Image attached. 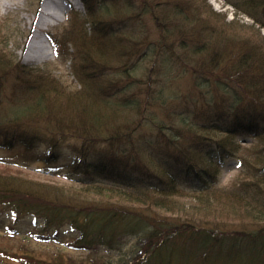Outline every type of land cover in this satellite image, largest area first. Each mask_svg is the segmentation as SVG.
I'll use <instances>...</instances> for the list:
<instances>
[{
  "label": "trees",
  "instance_id": "1",
  "mask_svg": "<svg viewBox=\"0 0 264 264\" xmlns=\"http://www.w3.org/2000/svg\"><path fill=\"white\" fill-rule=\"evenodd\" d=\"M177 1L178 7L171 6L175 7L174 10L177 13H186L189 18L196 17L195 22L190 25L197 27L201 23L203 25L208 23L210 29L215 30L213 23L206 20L207 11H201L198 0ZM261 1L263 0H239L234 5L242 10L241 12H246L250 19H253L260 27L258 29L262 30L264 4ZM168 2L170 5L172 0ZM123 3L117 2L116 5ZM165 3V0L160 1L156 6H163ZM203 3L208 6L207 0H203ZM89 10H91V16H94L91 3ZM133 11V9L130 10L129 16H119L107 22L112 25L126 18L131 23L141 22L138 28L131 29L123 35L112 32L100 44L102 46L92 45L96 49L95 51L90 50L88 57L103 61L105 69L93 62L92 66L99 70L101 80L98 78L95 80L91 92L69 94V90L74 88L70 85L73 86L74 82L69 81L65 74L64 81L67 87L61 92L53 90L45 97L35 96L33 107L28 106L26 112L17 116L13 113L5 118L8 122L0 123V136L4 137L7 147L24 146L29 151L43 149L47 153L46 161L49 162L63 160V150L67 149L76 156L77 165L71 173L65 176L61 173H53L65 178L67 182L65 190L71 191L68 193L63 191V184L54 182L46 186L44 185L46 183L38 178L26 176V171L39 175L37 170H32L28 162L0 159V220H5L13 214L12 217L15 215L13 218L17 224L33 216L42 225V233L39 235L52 230L68 229V245L73 249L91 250L92 253L88 256H78L63 250H50L51 252L46 253L49 256L37 258L35 252L25 244V246L20 244L18 249H13L15 245L11 240L16 238L6 235L0 236V264H241V262L264 264V231L220 232L214 231L209 224H205L209 219L212 221L224 219L220 217V212L216 208L208 205L210 200L222 202L228 211H231L233 217L256 215L264 218V200L260 199L264 191L256 190L257 185L264 184V126L260 127V122H264V85L262 90H258L263 96L257 101L251 96L255 88L253 82L245 78L252 66L257 64L261 71L260 80L264 84V41L260 38L262 45L259 35L253 32H249L254 37L252 39L239 38L234 35L235 29L231 25L235 22H226V29L222 26L223 31L215 37V41L211 39V32L207 25L203 26V29L197 27L201 31L202 43H196L193 41L195 39L181 41L182 48L189 46L193 53L195 50L198 53L208 51L209 45L206 42L210 40L212 41L210 52L217 50L220 46H230L235 42L240 46L232 54L231 64L222 68L226 69V77H230L235 86L236 92L233 97L227 93L224 95L227 98H211L210 95L205 98L206 86L195 80L191 74L187 75L190 84L189 92H194L196 95L199 93L201 96L196 103L209 115L218 118L217 120L208 118L206 121L208 125L199 124L195 120L202 118L194 111L192 112L193 124L200 135L214 136L223 145L221 149L212 150L207 156L201 157L200 154L194 152L192 141L188 140L182 144L176 140L175 136L168 135V126L148 123L152 124L154 129L146 132L149 131V126H146L148 124L144 125L145 127L137 126L138 122H131L128 116H121L123 118L117 119L116 116H112V112L104 105L105 103L99 101L102 97V89L108 85L119 84L122 80L125 81V83L121 82L122 88L129 90L132 95L138 93L130 89L128 83L137 87L142 94L155 93L157 96L151 101L154 106V103L157 100L161 101L162 98L158 93L159 90L155 89L149 79L146 83L138 82L137 72L141 68L149 67L147 73L150 74L152 68L156 69V62L161 58L163 51L169 50L171 53L168 56L172 59L185 60L189 57V48L183 53L185 56L171 50L175 45L172 39L176 33L167 32L162 28L157 31L154 38H151V34L146 32L151 28L138 15L136 18ZM154 15L157 14L154 12ZM182 21L186 22V18ZM169 25L178 33L181 31L177 28L176 21ZM203 34L205 36H202ZM80 38L85 39L86 37ZM89 38L92 43L97 42L95 37ZM115 48L119 50L114 52ZM160 48L163 49L161 53ZM8 51L5 49V52ZM107 51L110 54L105 56ZM5 52L2 53V63L7 60ZM111 56L117 58V63L111 64L105 60ZM125 56L126 59H124ZM194 56L191 57L194 58ZM216 56L210 54V60ZM13 61L15 59L12 57L10 66L15 69L16 65ZM130 63L133 66L131 69H129ZM11 70L3 72L4 75H8L7 77L0 78L1 96L7 86L5 85L6 80L14 76ZM26 73L28 74L24 72L23 75L25 76ZM119 75L121 77L118 78ZM34 78H36L35 75ZM32 83L37 82L33 81L30 84ZM26 100L27 98H24L21 101L25 103ZM158 103L155 104L156 107L164 104L163 99ZM181 104L185 107L189 103L183 101ZM242 107L243 109L254 107L257 110L240 113ZM49 108L51 113H45ZM45 114L48 115L46 121L42 124H40L41 121L38 123L37 115L43 117ZM124 118L126 121L120 123ZM172 119H175V124L179 122L174 116ZM114 122L117 126L111 125ZM50 123H58L59 127L54 128L62 133L53 134V130L49 128ZM62 126L67 127L66 132L60 131L64 129ZM121 126H125L124 131H121ZM132 127L134 128L130 130ZM140 127H144V132L139 131ZM32 128H40L44 134L41 137L30 136L28 132ZM237 130L240 133L247 132L254 135V143L246 145L236 143L234 133ZM200 131L209 133L205 134ZM108 132L111 134L105 135ZM118 133L121 137L117 136ZM215 133L222 134L224 140H220L221 136ZM79 134H81L79 140L72 139ZM228 156L241 159L242 164L250 169L246 177L240 180L233 190L226 191L227 195L233 194L234 196H220L221 192L217 188L201 189L193 193L181 191L170 196H157L156 202L153 196H134L127 194L124 189L102 185L117 186L119 181L135 179L133 177L124 179L128 175L137 174L141 175L140 178L149 181L151 179L161 180L165 174L163 167L167 172L169 171L168 176H165L166 180L169 179L170 172L174 175L176 167H182V171H194L196 175L199 173L206 176L218 166L216 158L224 159ZM213 160L215 166L212 167ZM206 161L210 164L209 169L204 168ZM79 168L82 170L84 168V170L80 171ZM120 169L122 172L116 173ZM94 170L104 173L100 174ZM254 177L259 180L257 185L252 180ZM178 178L171 180L170 184L176 183ZM196 180L198 186H204L208 179ZM36 185L41 186L36 187ZM48 189L52 190L54 196L49 195V191H45ZM167 197L170 199L166 200ZM188 197H190V202H187ZM106 199L112 201V204L105 202ZM164 214L194 219L182 222L172 216L167 218ZM233 217H228V219ZM133 238L136 239L133 240Z\"/></svg>",
  "mask_w": 264,
  "mask_h": 264
},
{
  "label": "bare ground",
  "instance_id": "2",
  "mask_svg": "<svg viewBox=\"0 0 264 264\" xmlns=\"http://www.w3.org/2000/svg\"><path fill=\"white\" fill-rule=\"evenodd\" d=\"M153 1L154 0H44L41 4L42 8L38 13L39 20L35 22L31 40L27 46L28 52L24 60L28 63L35 62V60L40 59L38 57L42 58L44 56L47 57V54H53L54 48L55 51L61 48V51H59V53L56 51V60H52L51 63L46 62L41 67L28 66L22 61V57L17 58L16 56H13V59H15L13 64L16 65L15 69L10 66L12 64V59L9 62L2 63L0 61V78L7 77L8 75H4L3 72H9V70H11L10 68H13L11 71L14 72L13 78L6 80L5 85L7 86L3 90L2 96L0 94V123L8 122L5 121V118L13 113L17 116L26 112L28 106L33 107V99L35 96L42 98L50 91L54 90L61 92L66 88L67 84L64 81L66 72L62 70V67L67 66L68 63H70V66L67 73L73 74L78 84L74 86L73 89L69 90V94L76 95L83 91L91 92L95 80L97 78L101 80L99 70L97 67L92 66L93 62H96L102 69L105 68L103 66V61L88 57V53L95 51L96 48L92 45L102 44L105 38L111 34L108 28L110 23L107 21L111 19L114 20L119 16H129L130 10H136V8L140 7H143V10L138 14L139 18H143L150 14L153 16L152 12L154 13V10L151 6V2ZM117 2L125 3L116 5ZM90 3L92 4L94 16H91V10H89ZM83 4L86 8L85 12H74V24L79 23L82 29L78 32L71 28V34L63 32L62 35L64 38L62 40H60V36L59 38L54 36L51 32L52 27L60 26L61 22L63 23L67 20V15L74 6L77 9H81V5ZM78 5H80V8H78ZM101 25L102 27L105 25V29L100 28ZM203 26L205 25L199 24L197 27L203 29ZM84 33L86 35H84ZM185 35L189 36L190 31ZM82 36L86 38L81 39L80 37ZM91 36L95 37L97 42L92 43L91 38H89ZM197 42L201 41L197 40L196 43ZM161 51H163V49L160 50V53ZM144 53H146V50H144ZM165 53L169 54L171 52L169 50L163 51L162 54ZM85 54L87 56H85ZM108 54H110L109 51L105 53V56ZM207 62L210 64L212 60L208 58ZM4 64L7 65L5 66ZM132 67L130 63L129 69ZM172 70H175V73ZM225 71L226 69H219L212 65L203 64L195 59L177 60L168 56L167 58L159 60L156 63V69L152 68L150 74L146 72L143 77H138V82L140 83H146L148 79L152 82L155 89L159 90L158 93L160 98L162 97L161 101L163 99L164 104L157 107L153 106L151 101L157 96L155 93L142 94L137 87L128 83L130 89L138 93L137 95H132L129 90L122 88L121 82L125 83V81L122 80L119 84L108 85L105 89H102V97L99 98V101L101 100L105 103L104 105L112 112L113 117L120 116L119 118H123L121 116H128L131 122H138L137 126L146 125L148 123L168 126V135L175 136L176 140L182 144L188 140L192 141L194 152L205 157L212 150L221 149L223 145L214 136L204 137L200 135L192 122L191 109L183 107L181 104L183 101L188 102L200 118H207V111L196 103L197 99H201L199 93L196 95L194 92H188L184 97H180L176 91V87L186 82L187 75L191 74L195 80L206 86L205 98H207L208 95H210L211 98H227L224 96L227 93L230 97H233L236 89L235 86H233L232 79L226 77ZM24 72H28V74L26 73L24 76ZM260 74V68L257 64H254L251 70L245 75V78L253 82L255 86L254 90L251 92V96L256 98L257 101L263 96L258 92L259 89H263L264 85L260 80ZM34 75L36 78H34ZM33 81L37 83L30 84ZM68 96L76 98L72 95ZM24 98H27L25 103L21 101ZM254 110L257 109L254 107L243 109L242 107L240 113L242 111L249 112ZM172 116L176 117L179 122L175 124V119H172ZM40 117L42 116L37 115V122L39 123L41 121L40 124H42L46 120ZM49 125V128L53 130V134L57 135L58 133H62L54 128L59 127L58 123H50ZM63 128L64 129L60 131L66 132L65 130L67 127ZM236 133L241 134L238 131H236ZM28 134L33 137H41L44 132H42L40 128H32ZM117 136L121 137L119 133ZM204 168L209 169L210 164L206 163ZM145 186L150 188L151 194L155 193L164 196H170L175 192L180 193L182 191L180 186L168 182L161 184L147 182ZM256 188L257 191H264V184H259ZM260 199L264 200V192L260 195ZM105 202L112 204V201L108 199H106ZM261 230L264 231V226Z\"/></svg>",
  "mask_w": 264,
  "mask_h": 264
},
{
  "label": "rangeland",
  "instance_id": "3",
  "mask_svg": "<svg viewBox=\"0 0 264 264\" xmlns=\"http://www.w3.org/2000/svg\"><path fill=\"white\" fill-rule=\"evenodd\" d=\"M38 1L39 0H0V43H2L1 45H3L2 47L0 45V61L3 58L2 53H4L5 49H7L9 51L5 52V56L7 57V60H5V62H9L13 56H16L17 58L22 57V61L25 62L24 58L26 57V54L28 52L27 46L29 44V41L31 40V36L33 33L35 22H37V20H39L38 13L41 10V6H39V9L37 12V2ZM160 1H164V0H160ZM160 1L154 0L153 2H151V6L153 7L152 9L157 14L156 15L157 17L153 13V19H151V14L146 15L145 17L142 18L143 20H145L147 22V24L151 28V30L146 31V32L151 34L150 35L151 38H154L157 35L156 34L157 31L159 29L162 30V28H163L167 32L176 33L174 36V39H172L173 40L172 42H175L174 47H172V49H171L174 53L182 54V56H185V55H183V53H185L187 48L190 49V52L188 53L189 57L185 58V59H195L196 61L198 60L199 62H201L203 64L212 65V66H215L219 69H222L225 65L231 64L232 54L236 50H238L240 47L237 42L231 44L230 46H220L217 50H213L212 52H210V50L212 49V41L211 40L209 41L210 43L206 42L207 45H209L208 51H202V52L198 53V52H196L197 50H195L193 53V50L189 46L182 48V45H181L182 40L187 41V39H190V40L195 39L193 41L200 40L201 42H203L202 37L200 36L201 31H199L195 25H190L193 22H195L196 17L193 16V17L189 18V16L183 12H178L180 14L179 15L174 10L175 7L174 8L171 7L174 5L177 7L179 6L177 0H174V1L172 0V3H170V5L168 2L169 0H165L166 3L163 6H160V5H159V7L156 6ZM198 1H199V4L201 5V7H200L201 11L202 10H203V12L207 11L205 15L208 16V18L206 20L209 23H213V27L215 30H211L208 23L205 24L209 28L208 30L211 32V39L213 41H215V37L218 36L221 33V31H223L222 26L226 29V27H225L226 22H229V23L235 22L233 25H231V27L233 29H235L233 32L234 35L238 36L239 38L252 39L254 37L251 34H249V32H253L256 35H259V41L263 45V42L260 40V38L264 41V29L263 28H262V30L258 29L259 26L256 25V23L254 22L253 19H250V17L246 14V12L243 13V12H241L242 10H239V9H236V8L230 6L229 4L225 3L224 0H220V1L219 0H207L208 6L203 3V0H198ZM225 1L231 2V4H233V5L237 2H239V0H229V1L225 0ZM43 2H44V0H42V1L40 0L39 1L40 5ZM220 2H222L227 7H224ZM230 7L233 8L235 11L232 10ZM78 8H80V5H78ZM142 10H143V7L136 8V10L133 11V12H135L134 16L137 18L136 15H138ZM211 10L213 12H211ZM85 11H86V8H85L84 4L81 5V9H77L74 6L71 9V12L67 15V20L63 23L61 22L60 26L52 27L51 32L54 34V36H57L58 38L60 36V40H62L64 38V36L62 35L63 32H65L67 34L72 33L71 28H73L75 31L79 32L82 28H81L79 23L74 24V20H75L74 12L83 13ZM151 12H152V10H151ZM185 18H186V22L182 21ZM174 21L177 22V28H179L181 30V31H179V33L175 29H172V27L169 25L171 22L174 23ZM124 22L125 21H121L118 24H116V26L114 28L115 34L116 33L117 34H123L125 32H128L127 29H136L141 25V22H139V21H136L135 23H131L129 21L126 23H124ZM201 24H203V23H201ZM154 25L156 27L155 30H154ZM100 28L105 29V25L103 27L101 25ZM108 28L112 33L113 32V26L109 25ZM186 31H187V33H186ZM188 31H190L189 36L185 35V34H188ZM100 33H101V31H100ZM202 36H205V35L203 34ZM178 41H180L179 44H178ZM238 41H241V40H238ZM161 49L162 48H160L159 51ZM118 50H119L118 48L113 49L114 52H117ZM56 51H57V49H56ZM56 51L54 48L53 54H51V53H50V55L47 54V57H45V56L42 58L38 57L40 59L35 60V62H29V63L25 62V63H26V65L32 66V67H41L46 62L51 63L52 60H56V58H57L56 57L57 56ZM215 52H217V53H215ZM210 54H212L213 56L214 55H217V56L214 59H212V62H210V64H209L207 61H208V58L210 59V57H209ZM192 55H195L194 58L191 57ZM167 57H168V54H166V53L162 54L161 58H159L157 60V62L159 60L167 58ZM124 59H126V56L124 57ZM105 60L109 61V63H111V64L117 63V58L114 56L108 57ZM69 66H70V63H68L67 66L62 67V70L67 73L69 71ZM148 70H149V67L141 68L137 72V77H139V76L143 77ZM142 71H145V72H142ZM172 71L175 73V70H172ZM69 75H71V73L67 74V76H69ZM119 77H121V76L119 75L118 78ZM189 79H191V77H189ZM46 82H47V80H46ZM73 82H74V84H73V86L70 85L71 87L78 85L76 78H74ZM189 85L190 84L186 78V82H184V83H182L176 87V91L180 97H184L189 92ZM158 102H161V101L157 100L154 103V106ZM185 107L191 109L192 112L195 111L192 106L190 107V104L185 105ZM45 113H51L50 108H49V110H46ZM47 116L45 114V116L40 117V118L43 120H46L45 118H47ZM119 117L120 116H116L117 119ZM208 118H210L211 120H217L218 119L217 117L208 114L207 118L202 117V119L195 120V122L199 123V124H207L208 122H206V121ZM125 121H126V119L124 118V119H122V121L120 123H124ZM114 123L111 125L115 126L116 122H114ZM135 123H137V121ZM143 125H141V127ZM146 126H149V131H146V132H151V130L154 129V126L152 124H148ZM229 126H232V125L229 124ZM262 126H264V122H260V127H262ZM118 127H117V129H118ZM141 127H140L139 131L143 132V128L145 126L143 128H141ZM133 128L134 127H132L130 130H132ZM124 129H125V126L124 127L121 126V131H124ZM200 132L205 133V134L209 133L206 131H200ZM110 134H111V132H108L105 135H110ZM215 134H218V133H215ZM218 135L221 136L220 140H224L223 139L224 136L222 134H218ZM106 137H108V136H106ZM241 137H245V140L243 138L239 139L237 137V140L239 142L242 140H244V141L254 140L253 137L251 139H246V138H249V135L247 134V132H242ZM80 138H81V134L76 135V138H72V139L79 140ZM248 143L251 144L252 142H248ZM3 144H4V139L0 138V157H2L4 159L14 160V161H18V162H30L31 164H35V165L38 164L39 165V162L41 163V161H36V160L46 157L45 154H38L36 151H34V152L25 151L24 148H16L14 150H11V149L6 148ZM67 155H68V153L66 152L65 156H67ZM200 156L204 157L201 154H200ZM63 160H60L59 162H61ZM58 163L56 165L60 166ZM60 164H64L66 166H69L68 161L61 162ZM39 166H44V165H39ZM71 166H74L73 162H72ZM223 171L224 172L222 173V183L226 186V188L225 189L224 188L218 189L221 192L220 196H234L233 194H229V195L226 194V191H230V190H228V187H230V186L234 187L237 183L240 182V180L244 179L246 177V174L249 172V169L247 167H244L242 169V172L238 175L239 170H237L235 168L233 161L229 160L227 163L226 170H223ZM7 172H9V171H7ZM37 174H39V175H36L32 172L29 173V171H26V176L30 175V177L38 178L40 181L45 182L46 184H44V185H46V186H50L49 184H52L54 182H58L59 184H63L62 185L63 191H66L68 193L71 192L70 190H65L67 188V186H66L67 182H65L63 178H59L55 175H49L47 173H37ZM252 180L255 181L256 185L259 183V180H257V178H255V177L252 178ZM39 186H41V185H36V187H39ZM75 187H77V186H75ZM125 189H130V190L131 189H138V191H141L144 193H139V192H126V193L130 194V195H134V196H149L150 195V196H153V198H156L155 201H157V199H158L157 196H164V195H159V194H155V193H152V194L149 193L150 188L147 186H144L143 184L125 186ZM45 191H49L50 192L49 195L54 196L52 193V190L48 189ZM46 193H48V192H46ZM68 196H69V194H68ZM168 199H170V198L167 197L166 200H168ZM187 202H190V197L187 198ZM130 203H132V202H130ZM208 205L211 208H216V210H218L220 212V214H219V215H221L220 217H224V219H222V220H213L212 221V219H209V221L205 223V224H209L210 227H212L214 231H220V232L237 231L240 233H242L243 230H247V231L259 230V231H262L261 229L264 226L263 216L254 215L253 217H248V216L242 215V216H244V217H242L241 215H238L236 217H233L232 216L233 214L231 213V211H228V209L220 201L210 200ZM137 206H139V204H137ZM221 211H223V212H221ZM165 215L167 218L170 216H172L173 218H178V220L182 221V222H184L187 219L191 220V221L194 219V218H189V217L180 216V215L174 216L171 214H164V216ZM228 217H233V218L228 219ZM6 224H8V222H6ZM13 227L15 230H20L21 236H30L29 232L33 228L31 221H29V220L28 221L26 220L24 223L18 224V225L13 226ZM3 231H6L5 226H2V228H0V236L3 235V233H4ZM16 237L20 238L19 236H16ZM20 239L23 242H21ZM20 239L11 240L12 243L15 245V247L13 249H18L20 247L19 246L20 244L24 245V243H25V245H27L31 250H33L35 252L34 254L36 255L37 258L49 256L46 253L51 252L50 250L55 251L57 247H64L66 250L71 251V249L66 247V245L63 246V244L58 243V242L56 243L54 241L46 242V243L36 242L35 237L29 238V239H27V237H23ZM3 243H5V242H3ZM78 252H80L81 254L84 253V251H77V252H73V253H78ZM69 253H71V252H69ZM73 253H71V254H73ZM263 255H264V253H263ZM241 264H244V262H241Z\"/></svg>",
  "mask_w": 264,
  "mask_h": 264
}]
</instances>
